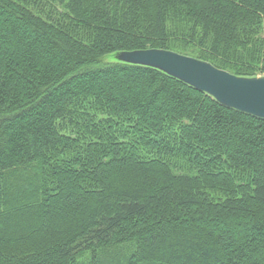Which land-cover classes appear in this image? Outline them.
<instances>
[{"label": "trees", "instance_id": "16d2710c", "mask_svg": "<svg viewBox=\"0 0 264 264\" xmlns=\"http://www.w3.org/2000/svg\"><path fill=\"white\" fill-rule=\"evenodd\" d=\"M147 48L264 75V0H0V264H264V118Z\"/></svg>", "mask_w": 264, "mask_h": 264}, {"label": "water", "instance_id": "95a60500", "mask_svg": "<svg viewBox=\"0 0 264 264\" xmlns=\"http://www.w3.org/2000/svg\"><path fill=\"white\" fill-rule=\"evenodd\" d=\"M115 57L119 62L158 69L225 107L264 118V75L237 76L207 61L161 48L120 51Z\"/></svg>", "mask_w": 264, "mask_h": 264}, {"label": "rangeland", "instance_id": "374dc122", "mask_svg": "<svg viewBox=\"0 0 264 264\" xmlns=\"http://www.w3.org/2000/svg\"><path fill=\"white\" fill-rule=\"evenodd\" d=\"M58 8V7H57ZM178 43H180V44H184L183 42H178ZM185 46H191V45H185ZM188 49H190V47H188ZM187 55V54H186ZM106 61H114L115 59H116V57H115V54H110V55H107V56H105V58H104Z\"/></svg>", "mask_w": 264, "mask_h": 264}]
</instances>
